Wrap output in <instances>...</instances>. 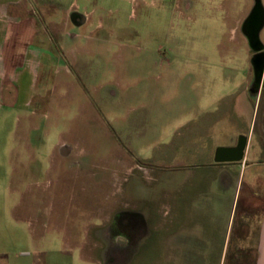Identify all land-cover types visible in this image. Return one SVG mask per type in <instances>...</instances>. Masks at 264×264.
<instances>
[{
  "label": "rangeland",
  "instance_id": "1",
  "mask_svg": "<svg viewBox=\"0 0 264 264\" xmlns=\"http://www.w3.org/2000/svg\"><path fill=\"white\" fill-rule=\"evenodd\" d=\"M62 5L13 9L22 34L0 55L13 67L31 41L44 55L19 104L10 86L0 93V264H164L162 243L186 221L180 193L203 190L223 198L212 232L193 203L194 229L221 242L215 264L250 261L238 244L256 242L264 168L243 171L230 194L203 180L220 170L218 147L240 131L260 137L264 124L255 0ZM248 192L256 206L245 210Z\"/></svg>",
  "mask_w": 264,
  "mask_h": 264
},
{
  "label": "crops",
  "instance_id": "2",
  "mask_svg": "<svg viewBox=\"0 0 264 264\" xmlns=\"http://www.w3.org/2000/svg\"><path fill=\"white\" fill-rule=\"evenodd\" d=\"M45 4H52L56 8H62V0H0V55L1 57L6 56V45L10 37L15 33L18 35L21 33L20 26L23 23V18L20 15L13 12V9L25 5L27 8H35L39 6H44ZM19 5V6H18ZM262 14L264 12V4H261ZM263 17V15H262ZM264 30V19L260 21L259 24V39L261 44L264 46V42L261 40V33ZM20 31V32H18ZM22 34V33H21ZM11 35V36H10ZM31 39L37 37L36 33L28 32ZM8 55V54H7ZM44 55L40 52L39 43L35 41L29 42L26 48V53L24 60L22 62L14 63L13 67L8 68L7 64L1 65L0 67V93L3 94L6 86L13 88V95L16 96L15 104H19L21 99L20 84L24 80H30V86H35L38 84V76L40 71L41 60ZM40 60V61H39ZM30 102V101H29ZM27 102V104H29ZM238 103H235L237 105ZM240 104V103H239ZM240 111L236 108L234 114L235 119L233 121L237 124L240 121ZM243 135L248 137V147L246 151L245 160L247 165L243 163H229V164H215L218 165L220 170L214 172L213 175H206L204 177V184L213 185L212 188L220 184L225 187L228 193H233L232 190H236L239 187L240 176L248 168H258L262 170L264 168V124L261 125L260 137L255 136L254 132L245 133L243 131L237 132L232 136L231 143L229 146H235V142L238 138ZM252 156V158H250ZM214 167V166H213ZM262 167V168H260ZM234 169V170H232ZM213 177V178H212ZM257 179V177H256ZM262 181V180H259ZM264 181V179H263ZM179 182V181H178ZM180 183V182H179ZM255 181L250 182V187L254 185ZM203 184V185H204ZM264 184V183H263ZM252 188V187H251ZM251 190V189H250ZM235 192V191H234ZM181 202L179 204V209L181 212L178 217H185L184 224L178 227L175 231L174 239L177 241L172 242L171 238H165L161 246L165 247V251L162 256H164V264H215V252L213 250L220 248L221 242H215L211 239V233L208 232L207 235H199V231L194 229L193 225V203L196 201H203L202 206L207 210L206 223L210 231L212 232L215 224V218L211 215V208L217 207L218 202L221 197L216 196L215 193L203 190V192L192 193L187 196L184 192L180 193ZM196 194V196H194ZM236 195V194H235ZM178 198V196H177ZM235 198V197H234ZM257 194L248 192L244 199L245 210H250L256 206ZM262 204H261V216L259 217V229L257 231V239L253 245L246 244L245 242H239L238 246L240 250H245L251 248L253 250V258L247 261L245 264H264V191L262 194ZM185 202L187 204H185ZM215 203L217 204L215 206ZM198 204V203H197ZM211 204V207H210ZM168 206V205H167ZM202 208V207H201ZM191 211V212H190ZM177 213V212H176ZM182 213V214H181ZM177 216V215H175ZM167 217V216H166ZM190 217V218H189ZM230 220V216H229ZM167 222L164 226H160L162 232H168ZM237 244V243H236ZM225 247V243L224 246ZM237 247V246H236ZM174 249V252H168L166 249ZM241 252V251H240ZM223 255V253H222ZM175 259V260H173Z\"/></svg>",
  "mask_w": 264,
  "mask_h": 264
},
{
  "label": "water",
  "instance_id": "3",
  "mask_svg": "<svg viewBox=\"0 0 264 264\" xmlns=\"http://www.w3.org/2000/svg\"><path fill=\"white\" fill-rule=\"evenodd\" d=\"M255 15L251 18V31L248 34V38L252 46L257 49H262L261 43L258 40V27L261 21V0H255ZM264 61H262L259 67V77L262 78ZM262 79H260L261 83ZM248 147V137L241 135L238 138L237 144L230 147H218L214 153L215 164H229V163H243L247 165L245 160L246 151Z\"/></svg>",
  "mask_w": 264,
  "mask_h": 264
},
{
  "label": "flooded vegetation",
  "instance_id": "4",
  "mask_svg": "<svg viewBox=\"0 0 264 264\" xmlns=\"http://www.w3.org/2000/svg\"><path fill=\"white\" fill-rule=\"evenodd\" d=\"M116 224H119V221H117V223Z\"/></svg>",
  "mask_w": 264,
  "mask_h": 264
}]
</instances>
